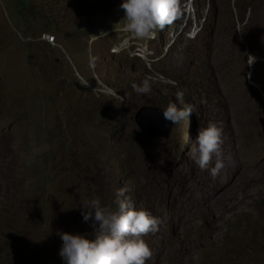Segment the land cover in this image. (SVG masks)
<instances>
[{
	"label": "rangeland",
	"instance_id": "374dc122",
	"mask_svg": "<svg viewBox=\"0 0 264 264\" xmlns=\"http://www.w3.org/2000/svg\"><path fill=\"white\" fill-rule=\"evenodd\" d=\"M119 3L0 0V264H62L58 232L91 236L81 202L120 187L160 222L152 264H264V0H177L146 39ZM169 103L192 110L169 136L136 122ZM209 121L215 177L189 156Z\"/></svg>",
	"mask_w": 264,
	"mask_h": 264
},
{
	"label": "clouds",
	"instance_id": "9594fccd",
	"mask_svg": "<svg viewBox=\"0 0 264 264\" xmlns=\"http://www.w3.org/2000/svg\"><path fill=\"white\" fill-rule=\"evenodd\" d=\"M119 8L123 11L122 30L138 39L150 38L156 29L171 23L178 10L177 0H120ZM94 59L90 57V62ZM81 83L87 86V81ZM131 87L141 94L149 91L146 80ZM105 94L117 93L105 89ZM176 96L179 100L183 93L177 92ZM191 112L190 108H178L175 103L161 109L166 124L177 123ZM222 143V128L209 121L197 128L189 156L199 169L215 177L223 166ZM126 191L124 187L117 188L111 205H102L98 198L81 202L82 220L92 221V235L59 231L58 255L62 264H145L151 251L142 237L155 233L160 222L145 208L137 207Z\"/></svg>",
	"mask_w": 264,
	"mask_h": 264
},
{
	"label": "water",
	"instance_id": "95a60500",
	"mask_svg": "<svg viewBox=\"0 0 264 264\" xmlns=\"http://www.w3.org/2000/svg\"><path fill=\"white\" fill-rule=\"evenodd\" d=\"M136 122L151 135L169 136L173 123H167L163 120L161 110L151 106H142L136 112ZM160 124V127H158Z\"/></svg>",
	"mask_w": 264,
	"mask_h": 264
},
{
	"label": "bare ground",
	"instance_id": "6f19581e",
	"mask_svg": "<svg viewBox=\"0 0 264 264\" xmlns=\"http://www.w3.org/2000/svg\"><path fill=\"white\" fill-rule=\"evenodd\" d=\"M215 182V181H214ZM213 184V183H212ZM215 185V184H214ZM210 186H212V185H210ZM184 210V209H183ZM179 213V212H178ZM184 213V212H183ZM177 214V213H176ZM170 216V215H169ZM185 216V215H184ZM182 218V217H181ZM183 219V218H182ZM172 220V219H171ZM169 222H171V221H169ZM171 224V223H170ZM169 224V225H170ZM171 226V225H170ZM174 229V228H173ZM176 230V229H175ZM170 236V235H169ZM181 250V249H180ZM179 250V251H180ZM158 255H160V254H158ZM177 255V254H176ZM158 257V259H159V256H157ZM163 257V256H162ZM174 257H175V255H174ZM163 259V258H162ZM186 259V261H187V258H185ZM154 261L152 260V258L150 259V258H148L146 261H145V264H152ZM222 262H223V260H222ZM187 263V262H186Z\"/></svg>",
	"mask_w": 264,
	"mask_h": 264
},
{
	"label": "built area",
	"instance_id": "2783aa9c",
	"mask_svg": "<svg viewBox=\"0 0 264 264\" xmlns=\"http://www.w3.org/2000/svg\"><path fill=\"white\" fill-rule=\"evenodd\" d=\"M43 37L44 38H47V39H48V37H50L49 39H51V40L52 39H55V36L54 35H49V34H44Z\"/></svg>",
	"mask_w": 264,
	"mask_h": 264
}]
</instances>
